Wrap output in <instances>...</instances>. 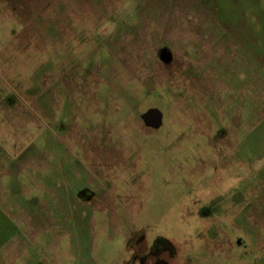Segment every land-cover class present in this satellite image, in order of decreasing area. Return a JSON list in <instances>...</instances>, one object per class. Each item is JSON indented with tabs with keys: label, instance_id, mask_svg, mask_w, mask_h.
I'll return each instance as SVG.
<instances>
[{
	"label": "rangeland",
	"instance_id": "374dc122",
	"mask_svg": "<svg viewBox=\"0 0 264 264\" xmlns=\"http://www.w3.org/2000/svg\"><path fill=\"white\" fill-rule=\"evenodd\" d=\"M0 264H264V0H0Z\"/></svg>",
	"mask_w": 264,
	"mask_h": 264
},
{
	"label": "water",
	"instance_id": "95a60500",
	"mask_svg": "<svg viewBox=\"0 0 264 264\" xmlns=\"http://www.w3.org/2000/svg\"><path fill=\"white\" fill-rule=\"evenodd\" d=\"M162 57V55H161ZM144 125L151 129H158L161 125V115L155 110L151 109L141 116Z\"/></svg>",
	"mask_w": 264,
	"mask_h": 264
},
{
	"label": "flooded vegetation",
	"instance_id": "af4514ba",
	"mask_svg": "<svg viewBox=\"0 0 264 264\" xmlns=\"http://www.w3.org/2000/svg\"><path fill=\"white\" fill-rule=\"evenodd\" d=\"M169 62V61H168Z\"/></svg>",
	"mask_w": 264,
	"mask_h": 264
}]
</instances>
